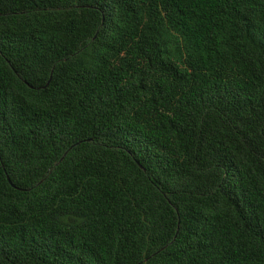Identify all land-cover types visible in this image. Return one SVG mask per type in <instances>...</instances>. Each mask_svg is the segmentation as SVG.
<instances>
[{"label": "trees", "instance_id": "16d2710c", "mask_svg": "<svg viewBox=\"0 0 264 264\" xmlns=\"http://www.w3.org/2000/svg\"><path fill=\"white\" fill-rule=\"evenodd\" d=\"M0 264H264V0H0Z\"/></svg>", "mask_w": 264, "mask_h": 264}]
</instances>
